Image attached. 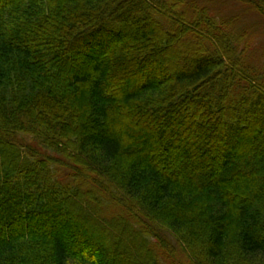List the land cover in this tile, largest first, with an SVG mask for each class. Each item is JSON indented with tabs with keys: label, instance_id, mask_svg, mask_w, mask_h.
I'll list each match as a JSON object with an SVG mask.
<instances>
[{
	"label": "trees",
	"instance_id": "trees-1",
	"mask_svg": "<svg viewBox=\"0 0 264 264\" xmlns=\"http://www.w3.org/2000/svg\"><path fill=\"white\" fill-rule=\"evenodd\" d=\"M208 1L0 0V264H264V0Z\"/></svg>",
	"mask_w": 264,
	"mask_h": 264
},
{
	"label": "rangeland",
	"instance_id": "rangeland-1",
	"mask_svg": "<svg viewBox=\"0 0 264 264\" xmlns=\"http://www.w3.org/2000/svg\"><path fill=\"white\" fill-rule=\"evenodd\" d=\"M203 1H207V0H203ZM224 2H225V0H210V1H208L209 5H210V8H212V12L214 14L216 13V14H226V15H230L232 13H239L240 15H242V21L243 22H248L249 25L251 24V21L253 20V18L249 17L248 15L242 14L243 10L241 8H234V7H232V4H230L229 2L227 4L224 3ZM260 40H262V38H260ZM262 41H263L262 46L264 47V39ZM175 45H176V43L174 44V46ZM175 47H177V46H175ZM178 51H179V53H181L183 55L182 57L186 58L187 60L190 59L188 55H191L192 51H190L189 54H186L183 51H182L183 52L182 53L181 52V48L180 49L178 48ZM259 53H261V51ZM259 53H256L254 55V57L251 58L254 62H257L258 60L261 59L260 58L261 55ZM83 61L85 62L84 65H86V63L89 64L87 58H85ZM176 62H178L180 65H183L180 56H178L176 58ZM137 122L138 123H142L141 120H139V121L137 120ZM152 128L155 130V133H158L157 132V129L155 127H152ZM110 134H112V135L115 136V134L113 133V130H110ZM25 136H27V135H25ZM116 137H118V139H120V140L123 139V136L117 135ZM31 140H32V138H30L28 136L25 137L24 140H22V143L21 144L24 145V147H22L23 150H27V152H29V148H25V146L26 145H32L33 144L32 143L33 140L32 141ZM39 150L42 153H45V154H47L49 156H55V158L57 157L59 160L62 161V158H60V155L55 154L51 150H47V149H45L43 147H41V148L39 147ZM146 158L149 159L150 158V154H147ZM61 165H62L61 163L58 164V165H55L57 167L56 170L58 171V172H56V176L58 177L57 179L59 181H61V183L63 184V187L65 188V190L68 191V190H70V189L73 188V186H74V184L76 182H78L77 181L78 180V176H77V174L72 173V171L69 174V171L65 167H60ZM72 175H74L76 178L72 177ZM80 181H81V178L79 177V182ZM72 227H73L72 230H73V234H74L73 237H75V239L72 240L73 241L72 243L74 245H75L76 240L78 239L76 235H81L82 236V235L85 234L86 237L90 240L91 239L90 237H93V235L95 233V228L94 227L89 226V225H86V224H84L82 222L77 223V224H74ZM96 240L97 239H91V241L93 243H99L100 245L105 246V241L104 240H102V239H99L97 241ZM63 243L66 246L69 247L70 238L65 236L63 238ZM90 249H91V247L83 248V249L80 250V252L81 253L82 252H87V251H90ZM68 251H70L71 253H75L74 252L75 251L74 249L68 248ZM182 258H183V256L181 255V253L179 251H177L176 252L175 259H174L175 260V263L181 264L179 261L182 262L183 261ZM95 261H99L102 264H114V262L112 260H110V258H108L107 261L105 262L104 260H102V258H100V255L99 254H96Z\"/></svg>",
	"mask_w": 264,
	"mask_h": 264
}]
</instances>
